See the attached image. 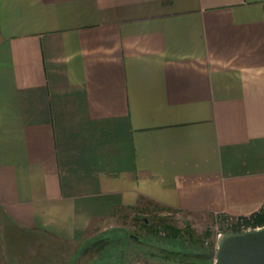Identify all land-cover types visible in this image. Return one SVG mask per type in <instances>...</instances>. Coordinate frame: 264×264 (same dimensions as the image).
Wrapping results in <instances>:
<instances>
[{"label":"crops","instance_id":"0c3cea01","mask_svg":"<svg viewBox=\"0 0 264 264\" xmlns=\"http://www.w3.org/2000/svg\"><path fill=\"white\" fill-rule=\"evenodd\" d=\"M145 203L264 204V0H0V264Z\"/></svg>","mask_w":264,"mask_h":264},{"label":"rangeland","instance_id":"374dc122","mask_svg":"<svg viewBox=\"0 0 264 264\" xmlns=\"http://www.w3.org/2000/svg\"><path fill=\"white\" fill-rule=\"evenodd\" d=\"M141 205L140 210L114 211L115 217L111 220H114L113 223H120L121 220L128 223L124 226L113 225L99 235L97 232L101 230H98L95 237L82 242L47 239L45 244L40 245L39 253L31 243L30 257L19 260L14 257V264H109L105 260H109L110 264H214L215 255L210 257L208 254L213 249L209 221L177 214L153 203ZM144 219L153 225H146ZM166 223L182 231L178 236L171 237L165 227ZM115 234H119V242H114ZM18 236L14 233L15 238ZM196 238L201 240L195 242ZM2 243L8 244L4 241ZM174 250H184L191 254L183 257L182 261L180 256H174Z\"/></svg>","mask_w":264,"mask_h":264},{"label":"water","instance_id":"95a60500","mask_svg":"<svg viewBox=\"0 0 264 264\" xmlns=\"http://www.w3.org/2000/svg\"><path fill=\"white\" fill-rule=\"evenodd\" d=\"M216 243L214 264H264V225L222 232Z\"/></svg>","mask_w":264,"mask_h":264},{"label":"built area","instance_id":"2783aa9c","mask_svg":"<svg viewBox=\"0 0 264 264\" xmlns=\"http://www.w3.org/2000/svg\"><path fill=\"white\" fill-rule=\"evenodd\" d=\"M257 213L264 214V204L257 211L249 214H233L224 211L213 213L212 220L210 221V230L213 234V243L211 245L213 251L217 247L216 239L220 233L244 231L264 225V223H256L254 221V217ZM206 244L210 245L207 241Z\"/></svg>","mask_w":264,"mask_h":264},{"label":"trees","instance_id":"16d2710c","mask_svg":"<svg viewBox=\"0 0 264 264\" xmlns=\"http://www.w3.org/2000/svg\"><path fill=\"white\" fill-rule=\"evenodd\" d=\"M163 221V220H162ZM254 221L256 222V223H264V214H262V213H257L256 215H255V217H254ZM143 222L146 224V225H153L152 223H150L147 219H144L143 220ZM165 227L168 229V231H169V236H171V237H176V236H178L179 235V233L182 231L181 229H179V228H177V227H175L174 225H172V224H165ZM153 229V228H152ZM153 230H155V229H153ZM156 231H159V229L157 230V228H156ZM153 231L151 230V233H152ZM208 232V231H207ZM206 232V234H208ZM202 237V236H201ZM195 240V242H198V241H200L201 239H198V238H196V239H194ZM172 253L174 254V256H180L181 258H182V261H184L183 260V257H185V256H187V255H190L191 253L190 252H188V251H184V250H174V251H172ZM208 254L210 255V257H213L214 256V251H213V249H210L209 250V252H208Z\"/></svg>","mask_w":264,"mask_h":264}]
</instances>
